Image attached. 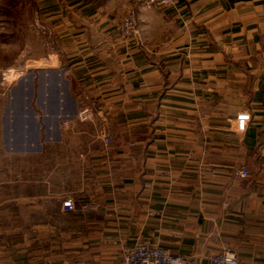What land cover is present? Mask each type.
Here are the masks:
<instances>
[{"label": "crops", "instance_id": "obj_1", "mask_svg": "<svg viewBox=\"0 0 264 264\" xmlns=\"http://www.w3.org/2000/svg\"><path fill=\"white\" fill-rule=\"evenodd\" d=\"M139 12L137 41L115 58L71 54L9 84L0 264H120L136 242L192 264L223 248L264 264V0ZM242 111L243 132H229ZM116 130L135 148L102 155L98 137ZM65 197L94 208L64 212Z\"/></svg>", "mask_w": 264, "mask_h": 264}, {"label": "rangeland", "instance_id": "obj_2", "mask_svg": "<svg viewBox=\"0 0 264 264\" xmlns=\"http://www.w3.org/2000/svg\"><path fill=\"white\" fill-rule=\"evenodd\" d=\"M136 3L137 0H0V103L9 84L24 73L55 64L57 58L63 64L71 54H99L105 61L115 58L113 51L122 48L120 44L130 46L138 37L117 42L104 35V29ZM108 67L111 71L120 69ZM33 213L25 210V217Z\"/></svg>", "mask_w": 264, "mask_h": 264}, {"label": "built area", "instance_id": "obj_3", "mask_svg": "<svg viewBox=\"0 0 264 264\" xmlns=\"http://www.w3.org/2000/svg\"><path fill=\"white\" fill-rule=\"evenodd\" d=\"M173 7V0H137V3L124 11V13L114 19L105 30V35L117 42H126L135 40L138 37V27L135 10L155 11L165 10ZM86 111H80L78 118L86 120ZM248 121L246 112H239L230 118L228 130L231 133L243 132L245 123ZM138 141L136 133L127 130H116L110 133L102 134L98 137L100 152L104 156L111 155L116 150L129 151L135 148ZM107 179L112 182L116 178L115 169L109 167ZM238 178L247 177V169L240 166L236 171ZM60 207L64 212H73L79 210H92L94 207L83 203L74 204V202L65 197L60 201ZM225 207V204H222ZM114 218V215L110 216ZM1 234H7V230L0 231ZM205 264H248L239 260L235 253L228 248L221 249L218 253L208 254L204 258ZM120 264H192L191 260L181 254L173 253L167 248L154 242H136L132 245L121 244L120 246Z\"/></svg>", "mask_w": 264, "mask_h": 264}]
</instances>
